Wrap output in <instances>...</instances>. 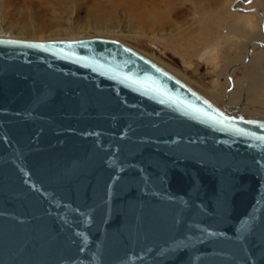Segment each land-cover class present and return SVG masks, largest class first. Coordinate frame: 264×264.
Listing matches in <instances>:
<instances>
[{
  "label": "water",
  "instance_id": "water-1",
  "mask_svg": "<svg viewBox=\"0 0 264 264\" xmlns=\"http://www.w3.org/2000/svg\"><path fill=\"white\" fill-rule=\"evenodd\" d=\"M0 264H264V120L116 40L0 37Z\"/></svg>",
  "mask_w": 264,
  "mask_h": 264
},
{
  "label": "rangeland",
  "instance_id": "rangeland-1",
  "mask_svg": "<svg viewBox=\"0 0 264 264\" xmlns=\"http://www.w3.org/2000/svg\"><path fill=\"white\" fill-rule=\"evenodd\" d=\"M120 1L0 0V26L16 35L13 26H25L19 28L24 34L17 35L25 40L92 37L116 40L156 62L229 115H236L235 104L237 109L245 107L239 103L246 98H249V102L244 101L247 106L264 110V50L258 49L255 63L249 71L245 70L242 61L248 47L260 38L246 27L244 17L238 22L235 18L237 14L257 16V22L263 26L264 0H129L138 9L136 13L143 11L142 2L157 1L168 7L171 28L164 31L156 28L153 17L144 16V21L141 14L138 17L121 7ZM230 15L234 18L230 19ZM214 41L218 42L216 47L205 44ZM236 64L241 66L235 69ZM231 69L234 82L225 76ZM222 84L227 86L225 101L210 93Z\"/></svg>",
  "mask_w": 264,
  "mask_h": 264
},
{
  "label": "bare ground",
  "instance_id": "bare-ground-1",
  "mask_svg": "<svg viewBox=\"0 0 264 264\" xmlns=\"http://www.w3.org/2000/svg\"><path fill=\"white\" fill-rule=\"evenodd\" d=\"M239 4V2H237ZM241 3V2H240ZM245 3V1H244ZM119 5L121 7H123L124 9L126 10H129L132 12V14L134 15H137L138 17L140 16L141 14V17H144V16H147V18H154L155 19V22L157 23V26L156 28L159 29V30H169L171 28V24L169 23V19L167 20V18L169 16L168 14V7H166L165 5L164 6H161L157 1H149V2H145L143 3L142 2V8H143V11L141 10L140 13H136V10H138L137 8L133 7V5L130 3L129 0H121L119 2ZM197 6L199 7H202L203 6L201 4H197ZM262 17H263V26H261L260 22L258 23L257 22V16H243V15H240V14H237V17L235 16V18L237 19V22L241 19H246V27L250 30V32L252 34H257V38H260V39H255L251 45L248 47V53H247V56H246V59L244 61H242V63H244V69L247 71L250 70V68L253 66V64L255 63V59H256V56L258 55V49H262L264 50V13H261ZM240 16V17H239ZM244 17V18H242ZM230 19H233V15H230L229 16ZM145 21V17L142 19ZM260 26H261V30H260ZM13 30L16 31L17 35H21V34H24V31L22 30H19V28H25V26H13ZM30 31H33V28L29 29ZM15 34L14 31L12 30H8L6 29L4 26H0V37H9V38H18L19 36H17ZM202 43V41H201ZM215 43H218L217 41H214V42H205L206 45H208L209 47H216L218 44H215ZM212 44V45H211ZM241 64H236L234 67H236L235 69H237V67H240ZM237 72V71H236ZM226 77H231L230 81L232 82V78H234V71L233 69L229 70L228 71V74L226 72L225 74ZM234 82V81H233ZM228 84V83H227ZM233 86V84H232ZM219 88L221 90H219ZM226 84L222 86H217L216 88L214 87V89L210 92L212 94V96H214L215 98H217V100L219 101H225V98H223V94L224 92L226 91ZM248 96L251 94V91H249L248 89ZM259 94V93H257ZM264 94V90H263V93H262V96ZM231 95V94H230ZM261 95V94H260ZM244 97V96H243ZM249 102V98H246V100L242 99L241 100V103H239L240 107L243 106V104H245V107H241L239 109H237V104H235L234 108H235V112H236V115H240V116H243V117H251V118H258V119H262L264 120L263 118L261 117H264V110L263 109H258L256 107H249L247 106L246 102ZM239 102V101H238ZM262 101H260L261 103ZM230 103V102H229ZM235 103V102H233ZM237 103V102H236ZM259 103V102H258ZM256 104V103H254ZM217 105V104H216ZM234 105V104H233ZM218 106V105H217ZM250 108L252 109V111L250 110ZM238 110V111H237ZM241 114H250V115H253V116H249V115H241ZM260 116V117H259Z\"/></svg>",
  "mask_w": 264,
  "mask_h": 264
}]
</instances>
